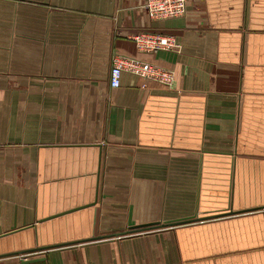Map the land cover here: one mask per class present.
Instances as JSON below:
<instances>
[{"label":"crops","instance_id":"0c3cea01","mask_svg":"<svg viewBox=\"0 0 264 264\" xmlns=\"http://www.w3.org/2000/svg\"><path fill=\"white\" fill-rule=\"evenodd\" d=\"M144 2L0 0V264H264V0ZM114 54L172 87L111 89Z\"/></svg>","mask_w":264,"mask_h":264},{"label":"built area","instance_id":"2783aa9c","mask_svg":"<svg viewBox=\"0 0 264 264\" xmlns=\"http://www.w3.org/2000/svg\"><path fill=\"white\" fill-rule=\"evenodd\" d=\"M151 21L184 18L187 16V0H145L142 6ZM137 51L153 55L160 51L179 50L175 37L141 32L130 37ZM128 73L145 81L170 89L174 82L173 70L135 57L114 54L111 59L109 86L115 90L120 87L121 76Z\"/></svg>","mask_w":264,"mask_h":264},{"label":"water","instance_id":"95a60500","mask_svg":"<svg viewBox=\"0 0 264 264\" xmlns=\"http://www.w3.org/2000/svg\"><path fill=\"white\" fill-rule=\"evenodd\" d=\"M233 214V212H229L228 215ZM195 221L194 219H185V220H176L173 222H165V223H152V224H144V225H139V226H134L128 229L127 232H125V234H133V233H140V232H144V231H151V230H157V229H163L166 227H173V226H177L180 224H184L187 222H192ZM108 237V236H105ZM101 237H94L91 238L90 240H85V241H96V240H100ZM52 247H57V246H52ZM40 249H45V248H40ZM51 249V248H50Z\"/></svg>","mask_w":264,"mask_h":264}]
</instances>
